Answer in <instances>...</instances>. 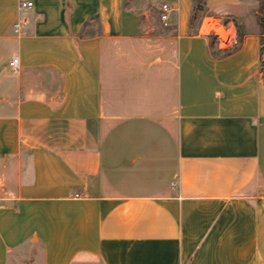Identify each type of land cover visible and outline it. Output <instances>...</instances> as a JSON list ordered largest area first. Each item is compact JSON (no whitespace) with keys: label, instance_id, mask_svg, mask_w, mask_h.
I'll return each instance as SVG.
<instances>
[{"label":"crops","instance_id":"crops-1","mask_svg":"<svg viewBox=\"0 0 264 264\" xmlns=\"http://www.w3.org/2000/svg\"><path fill=\"white\" fill-rule=\"evenodd\" d=\"M193 1L0 0V264H264V31L205 0L215 57Z\"/></svg>","mask_w":264,"mask_h":264},{"label":"rangeland","instance_id":"rangeland-1","mask_svg":"<svg viewBox=\"0 0 264 264\" xmlns=\"http://www.w3.org/2000/svg\"><path fill=\"white\" fill-rule=\"evenodd\" d=\"M251 1V7L249 9V14L256 17V22L260 25V29L264 31V0H250ZM146 11H148V17H143V21L145 26L150 27L148 28L149 34L152 37L156 38V42H152L151 49H158V44L160 43V48L163 50L168 57L173 56V36L174 33L171 29H168L167 27H164L159 19L158 12L149 6V8H146ZM216 17V16H215ZM213 17V18H215ZM236 17V16H235ZM218 19V18H215ZM220 19V20H219ZM218 20L221 22H227L226 17L219 18ZM234 19V18H233ZM203 22V16L195 23L196 27H200ZM239 30V29H238ZM160 40V41H159ZM164 40V42H162ZM166 41V43H165ZM209 42H214V47L210 48V53L215 57H223L227 53H231L237 46L231 48L227 51H221L218 49V46L216 44L215 39L209 35ZM262 45L264 48V38L262 40ZM107 68L110 66L107 65Z\"/></svg>","mask_w":264,"mask_h":264},{"label":"built area","instance_id":"built-area-1","mask_svg":"<svg viewBox=\"0 0 264 264\" xmlns=\"http://www.w3.org/2000/svg\"><path fill=\"white\" fill-rule=\"evenodd\" d=\"M33 7V3L29 1H23L19 4L20 11H30L33 9ZM171 12L172 8L167 4H164L160 7L159 19L164 27L169 25ZM22 26L23 23L17 22L14 25V32L16 34H21ZM202 27V30L205 34L208 36L210 35L215 39L218 49L221 51L230 50L239 43L237 29L235 25L230 22H221L213 17H207L204 19ZM10 67L15 73L19 72L20 65L18 58L14 57L12 59ZM75 197L78 196L76 195Z\"/></svg>","mask_w":264,"mask_h":264},{"label":"trees","instance_id":"trees-1","mask_svg":"<svg viewBox=\"0 0 264 264\" xmlns=\"http://www.w3.org/2000/svg\"><path fill=\"white\" fill-rule=\"evenodd\" d=\"M205 13H206V1L205 0H194L193 1L192 15H191V18H190V28H194L195 27V23L202 16H204ZM212 47H214V42L210 43V48H212ZM226 55H229V53H227Z\"/></svg>","mask_w":264,"mask_h":264}]
</instances>
